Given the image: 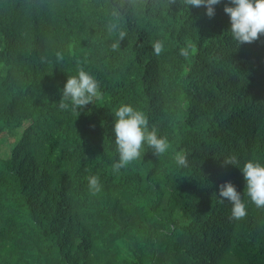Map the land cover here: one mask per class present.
Returning <instances> with one entry per match:
<instances>
[{
  "label": "trees",
  "instance_id": "obj_1",
  "mask_svg": "<svg viewBox=\"0 0 264 264\" xmlns=\"http://www.w3.org/2000/svg\"><path fill=\"white\" fill-rule=\"evenodd\" d=\"M228 2L210 18L182 0H0V264H264V208L240 170L264 166V56L232 39ZM80 68L101 95L79 115L59 103ZM124 104L169 147L114 173ZM228 181L239 220L218 196Z\"/></svg>",
  "mask_w": 264,
  "mask_h": 264
},
{
  "label": "clouds",
  "instance_id": "obj_2",
  "mask_svg": "<svg viewBox=\"0 0 264 264\" xmlns=\"http://www.w3.org/2000/svg\"><path fill=\"white\" fill-rule=\"evenodd\" d=\"M221 0H182L185 6L205 7L206 15L214 17L215 6ZM225 14L230 19V34L232 39L239 45L247 44L251 48H261L264 46V0H229L224 7ZM126 32H119V41L124 40ZM259 40H261L259 42ZM114 42L111 47L113 50L119 48L120 44ZM262 44V45H260ZM155 55L159 56L163 50V44L160 41L152 45ZM190 47V46H189ZM264 56V49H262ZM182 56H188V50H180ZM57 61H63L64 56L61 52L56 53ZM262 71V72H260ZM255 74L264 78V63L262 70ZM252 72L251 75H253ZM62 99L59 107L62 110L71 109L73 112L80 111L93 102L95 98L101 95L100 83L91 74L83 68L78 70V75L68 76L67 82L61 89ZM114 122L112 131L115 134L116 151L119 154L118 162L112 165L113 172L118 173L122 168L127 167L133 161L141 157V149L146 144L154 156L159 157L164 154L169 147L168 141L164 137H159L157 131L153 128L149 130L148 118L133 106L124 104L114 110ZM175 162L179 167H187V156L177 152ZM224 165H236L239 161L235 155L223 159ZM246 186L244 194L250 198L257 208H264V166L259 162L249 160L240 168ZM88 186L93 195L101 190L99 178L91 176L88 178ZM218 196L220 202L227 200L231 203L230 219L239 220L247 215V206L242 200V195L237 191L236 186L231 182L220 184Z\"/></svg>",
  "mask_w": 264,
  "mask_h": 264
},
{
  "label": "rangeland",
  "instance_id": "obj_3",
  "mask_svg": "<svg viewBox=\"0 0 264 264\" xmlns=\"http://www.w3.org/2000/svg\"><path fill=\"white\" fill-rule=\"evenodd\" d=\"M260 41L261 40H259V42ZM260 45H262V44H260ZM261 48L264 49V46H261ZM12 142H13V139L10 136H6L1 142V147L3 148V150L9 151L13 145Z\"/></svg>",
  "mask_w": 264,
  "mask_h": 264
}]
</instances>
